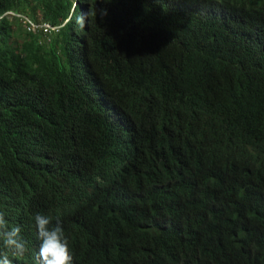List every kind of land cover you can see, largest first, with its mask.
I'll list each match as a JSON object with an SVG mask.
<instances>
[{
  "label": "trees",
  "instance_id": "trees-1",
  "mask_svg": "<svg viewBox=\"0 0 264 264\" xmlns=\"http://www.w3.org/2000/svg\"><path fill=\"white\" fill-rule=\"evenodd\" d=\"M0 212L12 264L37 213L73 264H264V0H0Z\"/></svg>",
  "mask_w": 264,
  "mask_h": 264
},
{
  "label": "clouds",
  "instance_id": "clouds-1",
  "mask_svg": "<svg viewBox=\"0 0 264 264\" xmlns=\"http://www.w3.org/2000/svg\"><path fill=\"white\" fill-rule=\"evenodd\" d=\"M34 221L37 239L40 241L37 258L41 264H73L68 237L59 218L53 222L51 217L37 213ZM21 231L19 225L10 226L4 213L0 212V243L5 249L0 251V264H12L9 253L12 256H23L28 251L27 241L22 237Z\"/></svg>",
  "mask_w": 264,
  "mask_h": 264
},
{
  "label": "built area",
  "instance_id": "built-area-1",
  "mask_svg": "<svg viewBox=\"0 0 264 264\" xmlns=\"http://www.w3.org/2000/svg\"><path fill=\"white\" fill-rule=\"evenodd\" d=\"M24 21L26 22V24H28V30L33 31V32H42L45 35H50L52 33H58L60 31V27L59 26H52L49 23H33L32 21H30L27 18H24Z\"/></svg>",
  "mask_w": 264,
  "mask_h": 264
},
{
  "label": "rangeland",
  "instance_id": "rangeland-1",
  "mask_svg": "<svg viewBox=\"0 0 264 264\" xmlns=\"http://www.w3.org/2000/svg\"><path fill=\"white\" fill-rule=\"evenodd\" d=\"M7 15L11 17V16H13L14 14L12 13V14L10 15V13H9V14H7Z\"/></svg>",
  "mask_w": 264,
  "mask_h": 264
}]
</instances>
